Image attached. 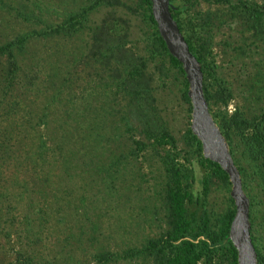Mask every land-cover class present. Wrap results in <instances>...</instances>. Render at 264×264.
Instances as JSON below:
<instances>
[{"label":"rangeland","instance_id":"rangeland-1","mask_svg":"<svg viewBox=\"0 0 264 264\" xmlns=\"http://www.w3.org/2000/svg\"><path fill=\"white\" fill-rule=\"evenodd\" d=\"M95 1L0 0V45L33 28L60 24L69 16L79 18L80 11L86 10L79 18L81 28L76 32L51 34L23 44L24 57L38 59L40 92L33 95L34 90H30L24 107L12 120L30 119L33 124L41 116L43 124L36 130L45 138L47 156L39 170L44 171L47 180L40 185L37 181V187L27 191L19 188V171L15 173L11 166L1 169L0 264H15L16 252L29 257L34 264H95L93 255L97 252L140 247L166 229L164 174L159 160L169 146L154 147L136 130L123 125L126 99L114 84L117 79L88 53L91 28L102 18L112 15L125 22L121 28L127 34L126 45L145 59L156 114L173 138L175 149L170 154L175 153L184 165H192L193 186L199 187L201 171L189 154L185 138L190 113L180 96L179 75L165 56L150 51L147 26L135 0H119V4L112 5L106 0L97 4ZM186 2L180 17L185 34L202 33L195 27L206 12L212 19L210 29L202 33L207 40L210 35L205 60L211 79H205V86L212 94L211 113H229L234 107L247 117L263 112L264 33L243 30L237 25L229 15L227 2ZM16 9L22 14L31 12L34 17L29 21L16 16ZM213 76L231 94L226 107L215 95L218 90ZM66 131L73 133L77 142L69 149L57 148L55 142L68 138ZM84 135H88V143L82 140ZM132 139L141 140L143 149L135 151ZM232 148L236 166L242 170V190L249 200V232L253 245L264 255V172L256 171L238 142ZM67 151L74 152L75 159L65 170L57 154ZM50 159L54 161L51 163ZM24 160L29 169L30 159ZM13 173L19 175L18 179L13 178ZM229 189V183L212 179L204 202L211 222L229 205ZM106 264L154 262L151 257L138 255Z\"/></svg>","mask_w":264,"mask_h":264},{"label":"trees","instance_id":"trees-1","mask_svg":"<svg viewBox=\"0 0 264 264\" xmlns=\"http://www.w3.org/2000/svg\"><path fill=\"white\" fill-rule=\"evenodd\" d=\"M100 1L96 0L95 4ZM106 1L110 5L119 4V0ZM215 1L228 3L227 0ZM169 3L174 7L170 10V15L176 22L189 52L200 65L202 92L208 110L225 138L229 154L239 176H241L242 170L236 166L232 151L236 142L242 146V151L256 171L264 172V111L251 117L245 116L236 107L229 113L220 111L211 113L209 104L211 105L212 94L205 86V79L207 77L211 79V70L205 60L210 35H208L209 40L204 39L202 35L212 25L209 13L206 12L203 17H200L202 22L196 24L195 29L202 32L199 36L192 33L185 34L180 17L186 9V0H169ZM228 4L229 15L231 14L232 20L236 19V24L243 30L264 33V3L257 5L246 1H237L234 4ZM135 7L139 9L140 17L147 26L150 51L158 56H165L179 75L180 96L187 104V110L190 113V104L186 95L187 83L181 66L168 54L157 33L155 22L150 13L149 0H135ZM85 13L86 10H81L79 18L82 19ZM14 14L29 21L34 17L31 12L22 14L19 9L14 10ZM79 18L69 16L60 24H46L39 30L33 28L0 45V173L7 166H11L15 173L19 171L22 174L19 188L23 187L27 191L28 189L34 190L37 187V181L40 185L47 180V177L43 176L44 171L39 170L41 162L47 156V151L44 149L45 138L36 130L43 124L41 116L33 124L29 123L30 119L12 120L20 108L24 107L26 98L30 96V90H34L33 95L40 92L38 59L25 58L23 44L30 39L60 32L74 33L81 28ZM124 23L112 15L102 18L91 28L87 43L88 53L94 58V61L99 60V63L103 64L104 68L115 75L117 79L114 84L126 99V108L124 116H122L123 125L136 130L142 139L148 140L154 147L165 149L166 146H169L159 160L164 174L162 200L165 207L166 229L158 237L147 239L140 247H127L114 253L97 252L93 255L95 264H106L119 258L129 260L138 255L151 257L154 264H236V251L228 238V228L234 214L232 199L228 195L229 205L213 218V222H211L204 204L212 179L229 183L227 175L218 164L202 157L200 143L191 133L189 125L185 129V138L189 154L201 171L198 176L199 187L194 188L193 186L195 174L192 165L186 166L178 161L175 153L170 154L175 149L173 138L166 132L156 114L154 98L150 89L151 77L146 73V61L126 45L127 34L121 28ZM212 81L218 90L215 95L220 99L223 107H226L227 100L231 98L230 92L224 83L215 76L212 77ZM51 83H53V79H51ZM212 102L214 101L212 100ZM66 134L67 139L61 138L58 143L55 142L57 148L68 147L69 149L77 142L73 133L66 131ZM87 137L88 135L82 136V140L86 143H88ZM132 145L135 151L143 149L141 140L132 139ZM61 153L57 154L59 155L58 159L62 168L66 170L67 164L75 159V153L71 151H67L65 154ZM82 155H84L83 152ZM28 158L31 164L29 169H27L29 164L24 160H28ZM53 161L54 159L51 163ZM26 171H30V173L27 175ZM15 173L12 174L13 178L18 179L19 175ZM27 196L29 195L27 194ZM249 216L248 211L250 222ZM251 241L253 243L252 238ZM254 249L256 263L264 264V255L258 252L255 246ZM16 256L15 264H34L29 257L22 256L17 252Z\"/></svg>","mask_w":264,"mask_h":264},{"label":"water","instance_id":"water-1","mask_svg":"<svg viewBox=\"0 0 264 264\" xmlns=\"http://www.w3.org/2000/svg\"><path fill=\"white\" fill-rule=\"evenodd\" d=\"M150 13L156 30L168 54L179 62L187 83L186 95L190 104L189 129L200 143L201 155L226 173L230 183L229 196L234 214L228 228V238L236 251V264H257L256 253L250 238L248 198L241 188L239 172L228 151L225 138L208 110L202 92L200 65L189 52L176 22L170 15L174 7L169 0H149Z\"/></svg>","mask_w":264,"mask_h":264}]
</instances>
